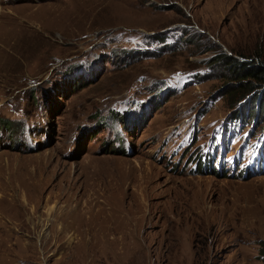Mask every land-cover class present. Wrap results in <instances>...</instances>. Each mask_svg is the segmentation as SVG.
<instances>
[{
  "label": "rangeland",
  "instance_id": "obj_1",
  "mask_svg": "<svg viewBox=\"0 0 264 264\" xmlns=\"http://www.w3.org/2000/svg\"><path fill=\"white\" fill-rule=\"evenodd\" d=\"M223 55L264 67V0H0V264H261L264 84Z\"/></svg>",
  "mask_w": 264,
  "mask_h": 264
},
{
  "label": "trees",
  "instance_id": "obj_2",
  "mask_svg": "<svg viewBox=\"0 0 264 264\" xmlns=\"http://www.w3.org/2000/svg\"><path fill=\"white\" fill-rule=\"evenodd\" d=\"M223 59L229 60L230 62H233L231 68L233 69V72L235 71V74L239 77V80H255L259 83L264 84V67L260 66L259 64H247L241 61H237L235 58L231 60L223 55ZM229 66V64L227 65ZM247 84V83H246ZM245 85V84H244ZM251 89V88H248ZM8 122V121H5ZM261 252V264H264V248L260 250Z\"/></svg>",
  "mask_w": 264,
  "mask_h": 264
},
{
  "label": "bare ground",
  "instance_id": "obj_3",
  "mask_svg": "<svg viewBox=\"0 0 264 264\" xmlns=\"http://www.w3.org/2000/svg\"><path fill=\"white\" fill-rule=\"evenodd\" d=\"M100 231H102V232H104L105 234H107V233H109L111 230H110V229H106V228H101L100 230L97 231V233L100 232Z\"/></svg>",
  "mask_w": 264,
  "mask_h": 264
}]
</instances>
